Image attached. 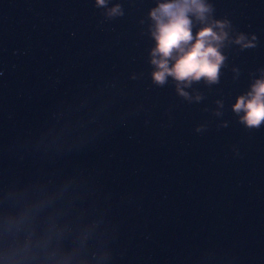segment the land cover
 <instances>
[{"label": "clouds", "instance_id": "1", "mask_svg": "<svg viewBox=\"0 0 264 264\" xmlns=\"http://www.w3.org/2000/svg\"><path fill=\"white\" fill-rule=\"evenodd\" d=\"M96 4L105 5L106 0H96ZM120 11V6L114 5L108 15H118ZM211 12L212 6L206 0H157L150 9L155 41L151 49V63L155 65L152 78L157 84L170 76L177 82V91L186 96L180 84L188 85L201 78L209 83L217 81L224 61L220 48L227 38L226 21L210 20ZM193 18L201 23L195 34ZM235 42L250 46L243 34ZM232 108L237 113L243 111L240 119L246 126L258 128L264 122V78L255 80L247 94L237 96Z\"/></svg>", "mask_w": 264, "mask_h": 264}]
</instances>
